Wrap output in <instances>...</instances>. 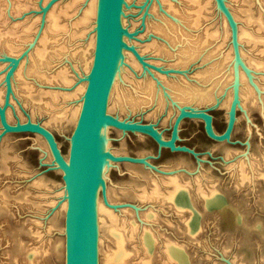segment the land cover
<instances>
[{"label":"rangeland","instance_id":"rangeland-1","mask_svg":"<svg viewBox=\"0 0 264 264\" xmlns=\"http://www.w3.org/2000/svg\"><path fill=\"white\" fill-rule=\"evenodd\" d=\"M187 1H128L123 18L127 22L123 23L124 27L130 33L126 35V42L143 61L132 49L126 48L127 53L137 60L139 68L126 62L128 56L125 58L123 67L129 73L128 78H121L120 106L111 109L110 98L108 112L120 119L152 123L167 139L171 136L179 107L207 111L212 116V128L216 134L227 130L233 111L229 139L218 140L209 136L204 119L184 118L176 144L190 151H172L167 147L160 150L153 138L145 133L110 126L108 150L119 158L109 160L105 171L106 194L109 192V195L105 197L101 190L99 199L119 219L122 218L125 225L136 224L135 234L127 241V249L133 255L127 264H140L144 258L143 230L151 232L156 239L152 264H165L164 247L169 242L184 251L190 264H264V42L254 48L237 40L229 16L218 0H209L196 24L198 5L193 8ZM223 1L234 16L237 35L246 11L264 16V0ZM0 2L3 10L0 58L10 55L25 61L28 52H33L36 44L32 48L30 45L40 32L38 25L41 26L43 19L41 1H30L28 8L20 14L14 13L15 1ZM45 3L48 1L42 5ZM36 16L40 18L37 26L34 25L36 30L31 32L33 35L30 34L34 40L29 37L28 41L32 40L29 43L23 45L19 42L22 46L17 47L18 53L9 51L5 38L8 27L18 22L24 25L25 20L27 24L36 22ZM206 30L217 35L207 38L204 36ZM261 33L264 37V30ZM245 57L257 58L261 68H250ZM23 63L22 75L25 73V76L23 79L18 77L15 82L16 95L8 109L11 111L10 121L31 119L47 125L67 158L75 126L69 124L64 128L54 123L52 126L46 122V114H39L43 102L37 91L44 83L39 84L41 75L27 70L31 65L28 59ZM8 66V62L0 60L2 102L6 94L4 77ZM27 71L28 77L31 76L29 80L26 79ZM241 73L246 77L243 81ZM24 80L33 82V90H37L33 92L34 100L27 101ZM185 93L193 96L190 98ZM2 131L0 124V194L6 193L9 208L5 206L4 213H0V264H25L21 258L17 262L14 259L13 231L24 226L28 230L36 216L33 217L35 213L27 205L29 202L21 197L24 193L32 196L44 193L42 195L50 197L52 191L56 193L60 188L65 189L63 171L53 163L51 152V159H48L45 148H49L41 136L31 132L2 134ZM38 179L52 183L51 188L55 189L48 194L46 189H37L41 186L35 188L32 181ZM171 179L181 187L174 200L168 199L172 190ZM156 187H159L160 196L150 199L143 195V192H153ZM210 193L221 198L220 206L207 207L205 195ZM42 200L46 205V198ZM59 204L60 199L55 210L47 216L54 217ZM63 221L65 227V219ZM191 222H194L195 230L190 232L188 225ZM59 224L54 228V240L65 235L58 230ZM22 237L26 238L25 242L30 241L27 232ZM106 244L113 248L108 240ZM62 260L59 257L42 258L37 263L65 264V259Z\"/></svg>","mask_w":264,"mask_h":264},{"label":"bare ground","instance_id":"bare-ground-1","mask_svg":"<svg viewBox=\"0 0 264 264\" xmlns=\"http://www.w3.org/2000/svg\"><path fill=\"white\" fill-rule=\"evenodd\" d=\"M12 1H15L14 13L20 14L22 13V11L24 12L28 8L30 1H34V0H12ZM39 1H41V6L45 7L48 6L51 0H39ZM44 1H48V3L47 4L45 3L46 5H42L44 4ZM58 1L61 0L53 1L52 4L49 5L47 9H44L45 11L40 12L43 13V19L41 20L42 21L41 26L38 25V27H40V32H38L39 34L37 36L35 34L36 40H34L33 37L31 38L30 36L33 35L31 34V32L33 31V29H35L34 27L37 26L35 24L38 23L37 21L40 18L37 16L36 19L35 17H33L36 22H30V24H27L28 22L25 20V22L23 21V23H25L24 25L18 22L17 24H15V26L12 25L10 26V28L8 27L7 29L8 32L6 31L7 32L6 35L3 33L2 34L6 36L5 38L9 43L8 45H10V46L7 45V48L10 49V50L8 49L9 51L14 50V52L16 51L18 53V51L20 50H18L17 47L22 46L20 45V43L23 45L26 44L29 37L30 39L34 40V43L32 42V44L30 45L31 48L34 46V44H36L33 52L30 53L29 51L27 56H25V61H21L20 57H16V56L14 57L8 55L11 59H14L16 61V65L14 66L10 78L11 88H12L10 102L13 98H15L16 95L15 82L17 78L18 77L21 78L23 75L25 76V73L22 75V71H23L22 69H24L23 62H26V60L28 59V63L30 62L31 65L27 67V70L31 71V73L35 71L34 73L41 75L40 78H38L39 84L41 83L42 85V83H44V85H42L43 88H41L38 91L36 90L38 92V98L40 97L41 98L40 100L43 102V104L40 103L42 104V109L38 105V107H40V109L38 110L39 114L44 113L47 115L48 118L46 121L47 123L50 124L54 123L56 125L59 124L65 128L69 124L74 126L76 125L83 104V97L87 84L86 77L89 76V72L92 67V63L94 59L98 0H62L61 2L56 3ZM128 1L129 0H126L127 6H128ZM187 2L190 3L191 7L193 8L194 7L196 8L195 4L198 5V9L196 10L197 15L195 20V23L198 24L200 21L199 19L201 17V14L203 12L202 10L208 5L209 0L206 1V3H204L203 0H188ZM54 4L56 5L52 7ZM1 7L2 6L0 2V23L2 21L1 15L3 14L2 13L3 10L1 9ZM125 8L126 6L124 7V15H125ZM35 10H37V8ZM124 15L122 16V24L127 23L125 22L126 19H124L123 21ZM38 16H40V14ZM233 17L234 16H232V14L230 13V18L231 21L233 22L232 26L234 27V36L237 38V40H240L243 43H248L250 44V46L254 48L258 47L260 43L264 42L263 40L264 37L262 36L261 33L264 30V21H263L264 16L261 13L258 15H254L251 12V10L246 11L244 15V21H242V26L239 28L238 35L236 31V24ZM124 24L123 26H125ZM224 24L227 23L224 22ZM7 34L9 37H7ZM216 35L217 33H213V32L209 33L208 30H206L204 34V36H206L207 38L209 36L213 37ZM12 36H15L16 39H14L15 37L13 38ZM126 39L127 37L126 35H124L123 40L125 44H127ZM127 56H128V60L126 59V62L127 61L128 63L131 62L130 64L136 69L139 68V64L137 60L133 58L134 56L132 57L131 54L127 53L126 48H123L122 56L119 60L116 75L112 83V87L109 95V100L110 98L112 100L111 101L112 108L110 107L111 109H113L115 106L116 108H119L120 106V102L118 98L120 97L119 91L121 88V78L123 79L124 76L128 78L127 76L129 73L127 71V68L123 67L125 58ZM245 61L248 64V66L253 70H255V68H258L257 66L261 68V65L259 64L260 62H257L258 61L257 58L252 59V57L251 58L245 57ZM6 62L9 63L8 66L9 69L13 65L12 63L13 61L12 62L6 61ZM261 64H263V62H261ZM55 66H57L56 69ZM39 69L42 70L38 72ZM28 71H27L26 79L29 80L31 76L28 77ZM71 73H73V75H71ZM240 78L241 81L245 80L246 78L245 74L241 73ZM35 80L36 78L33 81ZM26 81L24 80L25 83L24 82L22 83L25 85V89L27 90L24 91L28 95L26 99L27 101L30 98L34 100L36 96L33 95L34 94L33 92L35 91L33 90V84H32L33 82L31 83L30 81L29 82L27 81L26 83ZM5 90H6V85H5ZM247 93L250 94L251 89L248 88ZM2 95L3 93H0V104H3L4 102V101L2 102L3 99ZM185 95H189L190 98L193 96L190 93H185ZM200 96L204 97V95H200ZM108 106H109V101H108ZM8 109L9 106L7 107L6 110V116L8 121L11 122L10 121L11 111ZM107 111H108V107H107ZM109 127L110 126L108 125L106 126V138L108 136ZM108 145H109V141L107 138V146L105 148V151H109ZM49 150L45 148L48 159H51L50 157L52 154L50 155ZM47 161L49 162L50 160ZM109 162L110 161H108L104 165V168L102 170L101 178L103 179L104 183L99 187L97 194L96 215H97V230H98V264H99V252H101L100 253L101 264H127L130 263L131 256H133L131 255L132 253H130L129 250L127 249V243H128L127 241L129 240L128 238H131L135 234L137 227L134 222L132 223L129 222L130 224L126 223L129 224L128 226L125 225L124 221L121 220L122 218L119 219L116 216L117 214H115L113 210L107 207L102 202V200L99 199V193L101 190L104 191L105 197L107 194L109 195V192L106 194V180H105V171L106 168L108 167ZM170 181H172V190L171 192L169 191L170 194L168 193V199L174 200L177 190H179L180 186L176 184L175 179L174 180L171 179ZM32 183L34 187L41 186V188H37V189H43V190L46 189L48 194L49 192H51V189L53 188V186L51 188L52 183L47 184L39 179L35 180L34 182L32 181ZM54 189L55 188H53L52 190ZM159 191H160L159 187H156L153 190V192H150L148 194L147 192H143V195L150 199L154 197L156 198L161 194V192L159 193ZM52 192L53 194L52 193L49 194L52 195L50 197L48 195L46 196L42 195L44 193L40 195L39 193H37L39 196H32V194L24 193L23 196L21 197L22 200L29 202V204L27 205L36 214V215L34 214L33 217L34 216L36 217L34 220L31 219L33 221L32 222L30 221L31 226L29 227L28 230H26L25 229L26 226H24L23 228H18L15 229V231H13V235H14L13 239L15 237L14 259L16 260V262L20 258L23 261H25L24 262L25 264H36L38 260L42 258L50 259V258L59 257L61 261H63L62 259H65L66 236L64 235L65 227L62 222H64L63 219H65V213L68 205L67 194H66V189L63 188L62 189L60 188V190H58V192L56 193H54V191ZM143 195L141 197L144 198ZM205 197H206L205 198L206 205L209 208L213 206H220V204L222 203L221 198L215 196L214 193H210L207 196L205 195ZM7 198L8 197H6V193L2 192L0 194V213L2 212L4 213L5 206L6 208H9L8 207L9 200H7ZM43 198L44 199L46 198V203H47L46 205L42 200ZM59 199H60L59 208L56 212H54L55 213L54 217L53 216L51 217V215L50 217L47 216L51 210H55ZM40 207H42L41 210ZM55 221L57 223H60L58 230L65 237L60 236L59 239L57 238L54 240L52 235L55 231L54 228L57 227L56 225L57 223H55ZM121 222H123L124 225ZM188 230L190 232L195 230L194 222L189 223ZM24 232L25 233L27 232V234L30 236V241L28 240L29 243L28 241L25 242L26 240L25 237H24L25 240L22 237ZM141 237H142V249H143L144 258H142L140 264H152L154 250H156L155 236L148 230H143V234L141 235ZM107 240L113 244L112 246L113 248L110 247L111 245L109 246L110 248H108V244H106ZM105 244L107 247L105 246ZM183 252L184 251L176 244L170 242L167 243L164 247L165 264H173V263L190 264L188 263L185 254Z\"/></svg>","mask_w":264,"mask_h":264},{"label":"water","instance_id":"water-1","mask_svg":"<svg viewBox=\"0 0 264 264\" xmlns=\"http://www.w3.org/2000/svg\"><path fill=\"white\" fill-rule=\"evenodd\" d=\"M55 0H51V5ZM229 16L223 0H218ZM48 6L42 7L47 9ZM126 0H98L96 17V43L92 67L87 78L83 104L70 137V150L66 158L52 131L40 122H9L6 116L7 107L11 105V75L16 61L9 56L2 61H13L5 75L6 94L0 104V124L2 134L31 132L41 135L47 142L53 157V163L63 171L68 205L65 213V264H98V230H97V194L104 183L101 173L110 159H118L107 146L106 126L122 131L140 132L149 135L158 144L159 149L167 147L172 151H190L179 146L180 123L184 118L204 119L206 132L218 140L229 139L233 125V111L230 122L223 134H216L212 128V116L205 110L179 107L172 133L164 138L152 123L120 119L107 111L112 83L114 81L123 48L132 49L142 60L137 51L123 40L130 33L122 24ZM144 162V160H141Z\"/></svg>","mask_w":264,"mask_h":264}]
</instances>
